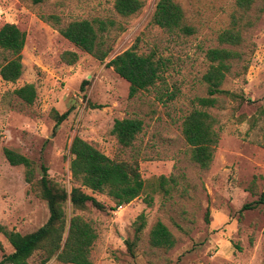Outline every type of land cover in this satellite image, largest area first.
<instances>
[{"label": "rangeland", "instance_id": "374dc122", "mask_svg": "<svg viewBox=\"0 0 264 264\" xmlns=\"http://www.w3.org/2000/svg\"><path fill=\"white\" fill-rule=\"evenodd\" d=\"M114 1L0 0V27L9 22L25 33L20 77L10 82L0 76V224L24 234L47 221L48 205L35 182L43 164L49 179L67 194L80 187L103 203L104 209L90 203L76 209L67 199L63 206L66 226L71 216L80 215L95 228L93 264H264V0H251L247 9L238 0H174L194 28L190 35L151 22L158 0H141L142 7L130 16L116 13ZM238 14L243 15V42L235 48L243 59L232 64L221 84L236 96L216 95L217 106L207 108L216 118L219 140L209 166L202 168L190 157L181 123L191 109L201 108L196 98L207 95L202 79L209 66L207 49L222 46L218 34ZM49 15H57L60 25L78 19L114 21L105 32L110 53L100 61L79 50ZM133 44L139 53L153 50L165 67L154 86L129 96V83L105 63ZM67 50L77 53L72 64L62 59ZM9 57L0 48V65ZM26 83L36 89L31 104L14 92ZM56 111H69L57 127ZM124 117L143 122L127 147L111 132L114 120ZM75 136L110 158L136 160L145 184L139 196L114 208L110 196L81 186L69 168ZM4 147L33 160V184L25 180L22 165L8 163ZM140 214L145 225L135 236ZM157 221L173 236L169 249L149 242ZM12 250L0 233V259ZM40 258L36 251L29 262L40 264ZM44 264L70 263L52 258Z\"/></svg>", "mask_w": 264, "mask_h": 264}, {"label": "trees", "instance_id": "16d2710c", "mask_svg": "<svg viewBox=\"0 0 264 264\" xmlns=\"http://www.w3.org/2000/svg\"><path fill=\"white\" fill-rule=\"evenodd\" d=\"M43 0H33L39 3ZM251 0H238L237 4L243 9L249 8ZM141 0H115L114 10L121 16L135 14L142 7ZM48 19L57 25L59 33L79 50L91 54L100 61H104L111 51L105 32L114 24L112 20L78 19L60 25L57 15H49ZM242 14L233 15L231 25L218 34L220 47L207 49L206 58L209 66L202 76L206 83L207 95L197 97L196 101L201 108L194 107L184 117L181 123V132L185 141L190 145V157L200 167L206 168L213 159V153L219 140L215 129L216 118L207 108L217 106L216 95H226L231 98L235 93L221 88L226 75L231 71L232 64L243 59V53L235 47L243 42L240 21ZM151 22L165 31L190 35L194 28L187 24L182 7L174 0H158L155 5ZM25 43V33L15 24L5 22L0 27V48L9 54L0 65V76L5 81L15 82L22 73V49ZM62 59L72 64L77 60L75 51H64ZM106 66L129 83V96L141 90L154 86L162 76L165 63L153 50L139 53L133 44L126 50L110 58ZM243 66V71L246 70ZM87 81H83L81 87ZM15 94L26 104H31L36 98V89L33 83H26L14 90ZM92 106H96L93 105ZM54 112L57 127L68 115ZM142 120L135 117L115 119L111 128L112 134L122 146L132 144L136 135L142 129ZM264 148V134L261 138ZM69 168L73 178L81 186L93 192L105 193L114 200V208L129 203L138 197L144 189L138 162L117 160L110 158L95 146L75 136L69 147ZM2 153L9 164L22 165L25 169V180L33 184L35 165L27 156L7 147ZM41 174L35 182L37 194L47 202L49 216L47 221L38 229L20 233L0 224V233L5 236L13 250L0 259V264H31L29 258L36 252H41L40 264L52 258L70 264H93L90 252L97 232L90 221L80 215H73L66 226L64 203L69 199L71 205L78 209L88 203L97 209H104L103 203L92 195L84 192L80 187H72L69 194L57 183L52 182L47 174L45 165H40ZM161 179H164L162 176ZM164 183V182H162ZM164 185V184H162ZM263 199L260 198V201ZM259 202V201H258ZM248 207V205H244ZM145 225L144 215L140 214L134 222L135 236ZM128 242V241H127ZM149 242L152 246L169 249L174 239L168 228L157 221L149 232ZM129 247L133 245L128 242Z\"/></svg>", "mask_w": 264, "mask_h": 264}]
</instances>
